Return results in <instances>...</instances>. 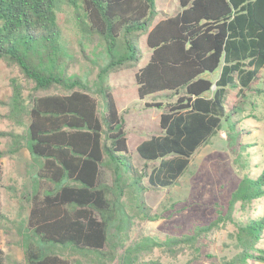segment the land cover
I'll list each match as a JSON object with an SVG mask.
<instances>
[{"label":"trees","instance_id":"obj_1","mask_svg":"<svg viewBox=\"0 0 264 264\" xmlns=\"http://www.w3.org/2000/svg\"><path fill=\"white\" fill-rule=\"evenodd\" d=\"M63 2L82 10L87 29L108 42L111 68L138 58L129 35L146 29L156 9V0H0V57L17 64L32 84L29 96L20 85L11 95L12 116L26 124L15 149L24 140L36 169L23 191L29 208L25 228L32 236L25 264H73L57 252L45 253L41 243L69 245L88 255H106L110 247V264H133L134 253L155 247L175 252L188 246L200 255L203 239L228 222L236 227V251L211 264L264 262V214L243 219L234 214L238 204L249 210L264 196V167L259 172L250 167L251 142L241 138L238 127L250 95L263 91L264 0H179L180 9L147 32L151 54L135 74L138 95L166 91L167 99L147 103L162 109L163 134L137 145L142 159L137 166L128 154L125 120L113 92L100 84L101 105L81 77L63 65L58 42ZM120 37L126 50L116 54ZM217 70L215 79L211 74ZM224 124L236 162L249 169L225 205L182 233L135 238L136 217H160L148 209L144 193L177 185L194 155ZM4 155L0 150V159ZM120 248L124 254H118Z\"/></svg>","mask_w":264,"mask_h":264},{"label":"rangeland","instance_id":"obj_2","mask_svg":"<svg viewBox=\"0 0 264 264\" xmlns=\"http://www.w3.org/2000/svg\"><path fill=\"white\" fill-rule=\"evenodd\" d=\"M179 9V0H156V9L149 16L146 29L129 35L138 47V58L113 68L109 66L112 58L110 45L102 36L87 29L88 22L84 12L75 10L66 2L58 10L61 29L58 42L64 57L63 65H68L70 75L81 77L91 92L100 99L101 105L102 100L97 93L100 84L103 83L113 92L125 120L128 154L136 166L142 161L137 145L152 135L163 134L160 126L162 109L147 103L165 100L167 97H164V91L140 98L135 74L150 59L147 32L161 18L174 14ZM125 48L124 37H120L116 54L122 53ZM211 75L216 79L219 70ZM16 85L22 86L24 95L29 96L32 84L25 78L20 67L0 57V131L5 132L0 134V150L5 153L0 159V207L3 213L0 218L1 264H25V245L32 238L25 228L29 208L23 200V191L35 179L36 169L24 140L21 149H15V138L23 136L26 128L25 122L14 118L11 112V95ZM259 87L263 91L250 95L246 111L238 116L240 136L251 142L247 150L250 152L248 163L258 172L264 167V82ZM248 170L241 168V164L236 162L224 124L222 130L194 155L190 167L177 185L169 191L148 190L144 193L148 209L158 213L160 217L157 220H141L136 217L131 234L135 238L141 235L150 237L154 234H179L187 230L195 219L209 220L215 217ZM252 213L258 217L264 214V196L252 203L249 210H240L238 204V209L234 212L240 219ZM235 232V224L228 222L203 239L200 255L188 246L176 249L175 252L155 247L134 253L138 256L137 262L133 264L142 260H154L158 264H211L216 257L231 255L236 251L233 242ZM261 245L264 247V238ZM125 247L128 248L129 244ZM41 248L45 253L57 252L69 258L73 264H110V247L107 248L106 255H88L69 245L51 243H41ZM124 253V249L120 248L118 254ZM209 254H214L215 257L211 258ZM247 264L264 262L250 260Z\"/></svg>","mask_w":264,"mask_h":264}]
</instances>
